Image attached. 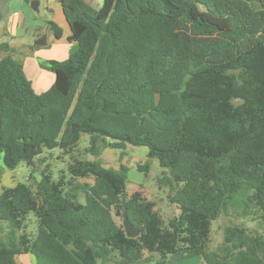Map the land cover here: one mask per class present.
<instances>
[{"label":"trees","instance_id":"1","mask_svg":"<svg viewBox=\"0 0 264 264\" xmlns=\"http://www.w3.org/2000/svg\"><path fill=\"white\" fill-rule=\"evenodd\" d=\"M60 1L78 48L48 63L50 88L36 92L11 53L0 59V159L40 173L2 186L0 264H19L28 251L38 264H176L197 255L264 264V0ZM83 134L93 158L73 157L55 177L44 153L72 156ZM129 144L147 146L165 168L158 182L181 209L167 222L143 190L128 194L127 164L99 158ZM137 167L147 173L149 162ZM222 215L253 224H227L210 252Z\"/></svg>","mask_w":264,"mask_h":264},{"label":"crops","instance_id":"2","mask_svg":"<svg viewBox=\"0 0 264 264\" xmlns=\"http://www.w3.org/2000/svg\"><path fill=\"white\" fill-rule=\"evenodd\" d=\"M85 1L93 6L97 0ZM48 20L55 21L62 28L61 37L55 36L49 28ZM71 33L60 0H0V43L9 45V49L0 47V59L11 53L20 61L36 92L47 90L55 81V73L48 67V63L52 60H65L77 50V41L69 39ZM44 37L47 43L36 46V40ZM18 166L10 168L3 157L0 159L1 186H15L20 182L16 176ZM30 173L40 177V173L29 167L26 179ZM29 229L34 231L31 226ZM190 258H198L199 263L205 261L197 255L184 258L176 264H190ZM17 260L19 264H38L31 251L18 254Z\"/></svg>","mask_w":264,"mask_h":264},{"label":"rangeland","instance_id":"3","mask_svg":"<svg viewBox=\"0 0 264 264\" xmlns=\"http://www.w3.org/2000/svg\"><path fill=\"white\" fill-rule=\"evenodd\" d=\"M98 2V3H97ZM103 3V0H97L93 3L94 8H99ZM89 146V135L83 134L79 143V147L75 150L73 155H67L62 153L61 149L56 148L51 152H45L46 162L50 163V167L54 169V176L57 177L61 173L62 169H66L68 161L72 160L73 157H84L93 158V156L87 151ZM148 147L145 145H128L125 149H118L112 147H105L101 151L99 156L101 162L111 168L118 169L121 163L127 164L130 167L127 181V191L131 194L137 189L143 190L144 194L156 202V208L160 210L165 221L176 214L181 212L178 205L173 204L168 199L169 186L166 184H159L158 176L162 174L165 169L161 166L159 159L148 157ZM52 153V154H50ZM149 162V171L146 173L138 169L139 163ZM168 170V169H166ZM29 167L24 163H20L16 176L20 181H27L25 175L28 173ZM39 174V171H37ZM2 186L0 185V191ZM83 200V196L81 197ZM119 222H122L118 218ZM231 222H243L249 225L253 223L246 218H237L233 215H222L212 222V234L211 242L209 245L210 252L216 249L223 241L224 227ZM31 228L35 230V223L32 219L30 223ZM210 257L211 254H210ZM198 258H190V264H208L206 259L202 263H199Z\"/></svg>","mask_w":264,"mask_h":264},{"label":"water","instance_id":"4","mask_svg":"<svg viewBox=\"0 0 264 264\" xmlns=\"http://www.w3.org/2000/svg\"><path fill=\"white\" fill-rule=\"evenodd\" d=\"M123 225L128 236L135 237L139 234V229L132 224L126 211L123 214Z\"/></svg>","mask_w":264,"mask_h":264},{"label":"built area","instance_id":"5","mask_svg":"<svg viewBox=\"0 0 264 264\" xmlns=\"http://www.w3.org/2000/svg\"><path fill=\"white\" fill-rule=\"evenodd\" d=\"M28 178V177H27Z\"/></svg>","mask_w":264,"mask_h":264}]
</instances>
